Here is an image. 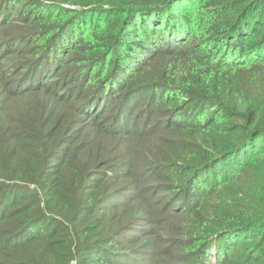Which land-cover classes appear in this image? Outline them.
I'll return each mask as SVG.
<instances>
[{"label": "trees", "instance_id": "trees-1", "mask_svg": "<svg viewBox=\"0 0 264 264\" xmlns=\"http://www.w3.org/2000/svg\"><path fill=\"white\" fill-rule=\"evenodd\" d=\"M0 264H264V0H0Z\"/></svg>", "mask_w": 264, "mask_h": 264}]
</instances>
